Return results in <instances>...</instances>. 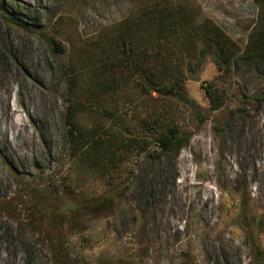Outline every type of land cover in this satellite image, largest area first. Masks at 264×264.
<instances>
[{
	"label": "rangeland",
	"instance_id": "1",
	"mask_svg": "<svg viewBox=\"0 0 264 264\" xmlns=\"http://www.w3.org/2000/svg\"><path fill=\"white\" fill-rule=\"evenodd\" d=\"M153 2L217 24L239 56L261 23L255 0H0V264H264V66L200 44L171 63L196 111L143 89L123 42L144 57L135 22ZM172 126L191 135L178 153L160 144ZM107 134L96 164L83 144Z\"/></svg>",
	"mask_w": 264,
	"mask_h": 264
},
{
	"label": "trees",
	"instance_id": "2",
	"mask_svg": "<svg viewBox=\"0 0 264 264\" xmlns=\"http://www.w3.org/2000/svg\"><path fill=\"white\" fill-rule=\"evenodd\" d=\"M255 2L261 8V23L260 27L251 33L244 55H238L239 52L235 51V42L217 24L208 19L198 22L199 13L196 11L178 4L161 6L153 2L146 7L142 17L137 18L135 22V27L138 28L137 32L143 31L147 36V40L142 43L144 57L138 59V42L133 39L127 40L126 37L123 42L127 54L125 61L131 63L135 74L140 76L143 89L174 96L196 111L195 102L185 93L184 81L186 77L182 66L178 64L172 66L171 64L174 60L175 50L181 48L182 52L188 51V56L192 57L197 47L202 44L201 54L214 53L218 57L216 61L218 65L230 67L233 64L245 62L251 66H259V64L264 66V0H255ZM18 24L22 25L19 22ZM178 36L181 37V46L175 43ZM53 42L58 51L64 52V48L59 42ZM205 90L213 110L220 109L225 104L226 96L221 94L216 87L210 85ZM251 98L257 102L264 100V96L261 94H254ZM76 110L74 109L69 117L75 128L72 131L75 135V142H79V139L85 138V136L82 135V130L77 124ZM109 137V134L106 138L96 136L92 138L91 142L83 144L87 154L93 153L94 157L97 155V158L94 159L96 164H100V161H104L105 158H113L115 152L105 147ZM190 138L191 135L186 130L172 126L161 135L160 144L164 150L172 149L178 153L188 144ZM118 142L121 140L117 139L115 144ZM114 200L112 195L107 198L104 196L103 199L94 197L92 201L85 202L83 200L84 202L82 201L78 207H70L67 210L76 211L81 207L86 209L92 207L90 212L94 214V207L99 206L97 210H105Z\"/></svg>",
	"mask_w": 264,
	"mask_h": 264
}]
</instances>
